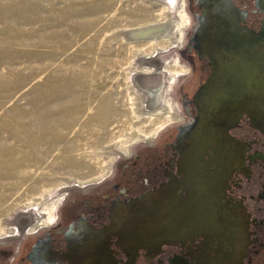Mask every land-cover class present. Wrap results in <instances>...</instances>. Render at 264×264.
I'll use <instances>...</instances> for the list:
<instances>
[{
    "label": "rangeland",
    "instance_id": "obj_1",
    "mask_svg": "<svg viewBox=\"0 0 264 264\" xmlns=\"http://www.w3.org/2000/svg\"><path fill=\"white\" fill-rule=\"evenodd\" d=\"M192 25L188 0H0V264H74L77 249L86 256L108 247L124 256L112 257L116 264H133L137 251L155 246L136 244L127 254L130 238L122 236L131 226L153 221L172 232L174 220L183 222L166 201L171 194L157 196L180 181L173 154V172L153 186L126 179L174 153L191 85ZM117 184L127 190L88 233L77 218ZM131 186L138 192L126 197ZM38 215L54 223L19 240L9 235ZM192 232L197 249L204 237ZM185 255L169 264H195ZM252 261L264 264V255Z\"/></svg>",
    "mask_w": 264,
    "mask_h": 264
},
{
    "label": "flooded vegetation",
    "instance_id": "obj_2",
    "mask_svg": "<svg viewBox=\"0 0 264 264\" xmlns=\"http://www.w3.org/2000/svg\"><path fill=\"white\" fill-rule=\"evenodd\" d=\"M188 7L193 17V25L190 31L191 40L188 44L191 85L190 92L184 100L186 113L181 124L174 128V153L170 149L167 160H160L161 155L152 167H138L135 171L138 179L131 180L127 178L126 181L135 180L138 184L140 180H144L143 188L145 186H153L162 173L165 175V173L173 172V166L168 160L174 155V174L176 176L179 175L180 181L182 175L187 180L194 181L195 179L191 176L192 173H196L199 176H201L199 174L201 172L203 175L208 174L210 182L207 187L210 190L206 195L209 196V201L212 198V201L219 203L224 211L228 209L237 211L238 218L243 223L239 224V227L232 228L234 229L233 231L220 227L219 232L216 231L217 237L215 233L211 234V236L203 239V242L197 245V249L193 245L197 244V242L190 239L193 236V232L189 228L188 230H182L180 237H174L173 228L169 234L170 237H174V240L168 238L169 235L164 231L155 237H147V231L145 233L142 232L140 234L144 238L142 244L146 243L155 247H147L144 251H137L133 264H139L140 262L169 264L170 258L174 257V260H178L175 257H179L180 253H187L185 258L195 262V264H250L253 262L252 260L264 255V103H260L263 100L260 99L262 92L259 87L260 69L264 68V49L256 47L252 41L256 35L259 36L258 33L264 27V0H188ZM212 17L227 21L226 26L223 27L230 29L234 33L241 34L244 39L249 41L248 47L229 48L217 46L212 41L213 37H211L213 35L211 29L214 26L210 25L211 22L208 21ZM261 54L263 55L262 58ZM227 69L238 72V75L243 74L244 69H249L253 71L252 74L255 77L245 83V89V81L242 79L228 80L226 82V79L221 78L226 74L225 71ZM217 71H220L219 77L216 76ZM233 85H237L235 89L232 87L237 94L232 99L239 102V113L234 122L228 126L224 123L219 127H200L198 125L199 108L216 101V96L212 92L215 93L222 90L227 95L228 89L230 90L229 87ZM204 89H206V95L204 94ZM234 93L227 96L231 98ZM249 103L251 104L250 106H245ZM224 107H227V105ZM221 116H225V113H222ZM175 120L178 121L179 118ZM193 130L225 131L224 134L217 131L208 133L207 138L212 143L216 144L218 142L220 144L217 150H215V146L214 151L208 149L201 159L195 161L197 167L188 168L187 174L186 172L183 174L181 154L184 148L202 139L199 135L194 134ZM176 176H174V179H176ZM180 181L174 180V189H176L175 187H180L178 184ZM182 187L187 190L184 191L185 196L183 195L181 200H177L178 196L175 190L171 191L172 196L176 199V205L177 202H181V205H184L185 208L194 206L195 196L193 190L186 183ZM121 188L117 184L114 190L111 189L109 194L104 192V194L100 195L97 206H92V210L86 215H79L77 220L87 223L86 225L82 224L84 230H88V233L99 230H95L93 226L104 222L106 219L105 206H108V203L114 198L118 199L121 197L118 195ZM136 188L131 186L126 191L125 196L128 197L130 194L137 193L138 190ZM122 189L127 190L125 186ZM172 203L174 204V201ZM203 209L208 212L214 208L206 206ZM175 213H178L177 206L174 209ZM40 217L38 215L37 220L35 219L32 222L29 221V218H26L20 222V225L26 226V228L14 230L9 235L12 234L19 240L28 235L38 234L41 230L49 228L54 223L52 221V223L38 224ZM42 218L45 219V216H42ZM208 221L213 222L212 219H208ZM76 224H74L75 227ZM190 225L191 222L189 221L188 226ZM151 226L153 225L147 223V227ZM147 227L146 230H148ZM73 230L74 228H71L70 231ZM245 230H248L247 233ZM60 232L65 233L66 231L62 227L59 230ZM94 234L95 236L98 235V233ZM106 234L107 229L101 232L100 235L105 237ZM5 235L3 234V236ZM127 235H130L129 232ZM214 237L216 243L211 246L209 243H213ZM165 238L171 240L170 243L172 244H163L166 240ZM145 239L149 240L145 241ZM148 241H150V244ZM135 243L136 241L130 240L129 245H123L127 254L133 250L131 246ZM37 246H34L33 250H31L32 255L33 252L39 251ZM158 246L160 247V252L153 253ZM169 247L171 248V254L170 257H167L166 254L169 253L167 251ZM107 249L106 252L103 248L97 253H94L96 250H90L86 252V256H82L84 254H82L81 249H77L80 251L72 254V262L74 261V264H116L117 262L115 263L113 258L120 261L118 254H121V252L119 250L110 249L109 247ZM109 249L112 251L110 252ZM121 255L123 256V254ZM65 256L71 257L69 253L65 254ZM161 257L163 259L160 261ZM93 259L96 261L92 262ZM100 260L102 262H98ZM124 264H130V262Z\"/></svg>",
    "mask_w": 264,
    "mask_h": 264
},
{
    "label": "water",
    "instance_id": "obj_3",
    "mask_svg": "<svg viewBox=\"0 0 264 264\" xmlns=\"http://www.w3.org/2000/svg\"><path fill=\"white\" fill-rule=\"evenodd\" d=\"M208 21L211 22L210 25L214 26L211 29V31L213 32V35L211 37H213L212 41L215 42L217 46L229 47V48L248 47L249 41L244 39V37H242L241 34L234 33L230 29L223 27V26H226L227 21L221 20L220 18H215V17L209 18ZM252 41L254 42V45L256 47H260L264 49V35H261V36L256 35L252 39ZM262 57L263 55L261 54V58ZM225 73L226 74H224V76L221 78L226 79V82L228 80L235 81L237 79L238 80L242 79L245 81L244 82L245 84V83H248L249 80L255 77L252 74L253 71L249 69L248 70L244 69L243 74L241 75H238V72L229 70V69H227ZM216 76L217 77L220 76V71L216 72ZM236 86L237 85H233L229 87L230 90L228 89V92L226 93L227 95H229L231 93H234L235 91V93L231 95V98L225 95L222 90H220L219 92H215V93L212 92V94L216 96L215 97L216 101L210 102L206 106H202L201 108H199L198 125L200 127L202 128H206L210 126L219 127V126H222L224 123L225 125L228 126L230 123L234 122L237 114L239 113V105H238L239 102L237 100L232 99L237 94L236 90H233L232 87H234L235 89ZM244 87L246 89V84L244 85ZM259 87L262 92L260 99L263 100L260 103H264V92H263L264 91V68L260 69ZM203 91H204V94L206 95V89H204ZM225 105H227V107H224ZM250 105L251 104L249 103V104H246L245 106H250ZM222 113H225V116H221ZM210 131L222 132L224 134L225 130H193L194 134L199 135L200 137H202V139L199 141H195L193 144L186 146L184 148L181 154V158L183 162L182 164L183 174L184 172H186L187 174L188 168H191V169H193L194 167L196 168L197 164L195 163V161L201 159L202 156L207 153L208 149H212L214 151V146H215V150H217L220 144L218 142L214 144L212 143V141H210L207 138V135ZM205 139L206 141H204ZM199 174L201 176L197 175L196 173L191 174V176L195 179L194 181L187 180L184 177V175H182L181 181L178 182L180 187L178 188L175 187L176 189H174V187L172 188L177 193V196H178L177 200H180L181 199L180 192L181 190L185 189L184 187H182V185L185 183L189 185L190 188L193 190L194 196H195L194 206L185 208L184 205H181V202H177V205H176V202H175L176 199L171 194V191H172L171 187L165 190L164 189L161 190V192L158 193L157 195L159 197L160 194H163L164 192H169L171 196L169 195L165 196L166 201L168 202L174 201V209H176V206L178 208V213H175L174 216L175 215L178 216V214L183 216L182 223H180L181 221L174 220V237H180L181 231L184 229H188V228L191 229L192 231H198V230L201 231L202 234L201 233L200 234L204 237V239L211 236L212 231H215V236L217 237L216 231L219 232L220 227L223 229H228V231H233L234 229L232 228L239 227V224L243 223L241 220H239L238 214L236 213L237 211H230L229 209L227 211H224L221 208L219 203L212 201V198H210V201H209V196L206 195L207 192H209L210 190L207 187V185L210 182L208 179L209 175L208 174L203 175L202 172ZM206 206H210V208H214V209H211V211L206 212L207 210L203 209V207H206ZM161 210H163V208H161ZM158 219H162V218L159 217ZM208 219H212L213 222L212 221L209 222ZM189 221L191 222L190 226H188ZM141 222L142 224H140L139 226H133V227L131 226L129 231H127V233L123 234L122 236L123 240H127V238H130V240L136 241V243L131 246L133 248H135L136 244L138 245L140 244L141 246L142 242H144L143 241L144 238L142 237V235H140L142 232L145 233L146 231H148L146 235L147 237H155L158 234H160L159 232L163 231V228L161 227L158 228L159 230H157V228L154 226L147 227V223L151 224L153 223V221L152 222L141 221ZM216 226H218V228H216ZM146 227L148 230H146ZM128 232L130 235H127ZM164 232L171 233L170 231L169 232L164 231ZM147 240L149 239H145V241ZM167 242H171V240L166 239L163 243H167Z\"/></svg>",
    "mask_w": 264,
    "mask_h": 264
},
{
    "label": "bare ground",
    "instance_id": "obj_4",
    "mask_svg": "<svg viewBox=\"0 0 264 264\" xmlns=\"http://www.w3.org/2000/svg\"><path fill=\"white\" fill-rule=\"evenodd\" d=\"M74 96H75V95H74ZM65 100H66V99H65ZM68 104H70V103H68ZM71 104H72V103H71ZM67 119H68V118H67ZM151 138H152V134H151V136H150L149 139H151ZM62 143H63V142H62ZM56 144H57V143H56ZM59 146H60V145H59ZM17 179H19V178H17ZM17 181H18V180H17ZM82 183H83V182H81L80 184L83 185ZM174 194H175V192H174ZM174 196H175V195H174ZM47 222H48V221H47ZM47 222L44 221V218H42V216H41L40 219L38 220V224H43V223H47ZM166 223H167V222H166ZM0 234H3L2 231H0Z\"/></svg>",
    "mask_w": 264,
    "mask_h": 264
}]
</instances>
